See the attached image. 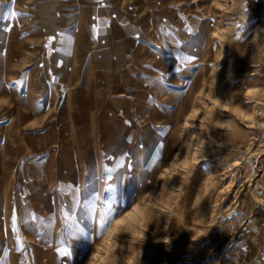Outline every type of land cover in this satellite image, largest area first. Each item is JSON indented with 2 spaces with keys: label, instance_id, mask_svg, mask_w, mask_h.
Wrapping results in <instances>:
<instances>
[{
  "label": "rangeland",
  "instance_id": "rangeland-1",
  "mask_svg": "<svg viewBox=\"0 0 264 264\" xmlns=\"http://www.w3.org/2000/svg\"><path fill=\"white\" fill-rule=\"evenodd\" d=\"M217 263L264 264V0H0V264Z\"/></svg>",
  "mask_w": 264,
  "mask_h": 264
},
{
  "label": "bare ground",
  "instance_id": "bare-ground-1",
  "mask_svg": "<svg viewBox=\"0 0 264 264\" xmlns=\"http://www.w3.org/2000/svg\"><path fill=\"white\" fill-rule=\"evenodd\" d=\"M86 25V24H85ZM110 33V32H109ZM121 41V40H120ZM125 41V40H124ZM127 41H128V39H127ZM119 42V41H118ZM127 43V42H126ZM122 44V43H121ZM128 44V43H127ZM133 44V43H132ZM120 45V44H119ZM131 45V44H130ZM128 46V45H127ZM133 46V45H132ZM132 46H130V47H132ZM119 47V46H118ZM117 49V48H116ZM119 49H120V47H119ZM130 50H131V48H130ZM125 51V50H124ZM122 52H123V50H122ZM131 52V51H130ZM130 54V53H129ZM119 168V167H118ZM217 171V170H216ZM216 171H213V172H211V173H209V174H207V176L205 177V180H207V181H209V179L210 178H212V177H214V174H216ZM136 211V210H135ZM133 213H128L126 216H125V218H129V217H131V218H134L133 217ZM125 218L124 217H122V219H120L119 221H118V223H123L124 221H125ZM131 218H129V219H131ZM110 236H111V234L108 236V238H110ZM165 242V241H164ZM109 243V242H108ZM192 259H193V257H187V258H185V261H188V262H190V261H192ZM217 264H219V263H217Z\"/></svg>",
  "mask_w": 264,
  "mask_h": 264
}]
</instances>
